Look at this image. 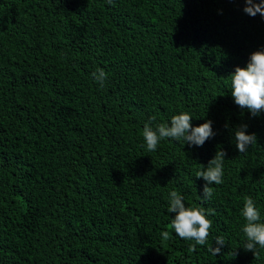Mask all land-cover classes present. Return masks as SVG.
<instances>
[{
    "label": "trees",
    "instance_id": "trees-1",
    "mask_svg": "<svg viewBox=\"0 0 264 264\" xmlns=\"http://www.w3.org/2000/svg\"><path fill=\"white\" fill-rule=\"evenodd\" d=\"M246 6L0 0V264H264V249H243L240 215L250 196L264 222V112L237 106L227 79L264 49V18ZM184 112L193 127L212 121L215 136L142 147L150 118L155 127ZM240 125L257 137L244 154ZM218 148L223 183L204 201L196 173ZM172 190L215 211L194 252L168 227ZM218 236L226 244L214 256Z\"/></svg>",
    "mask_w": 264,
    "mask_h": 264
},
{
    "label": "clouds",
    "instance_id": "clouds-1",
    "mask_svg": "<svg viewBox=\"0 0 264 264\" xmlns=\"http://www.w3.org/2000/svg\"><path fill=\"white\" fill-rule=\"evenodd\" d=\"M112 5L113 0H107ZM246 7L243 11L255 17L258 13L264 18V2L253 3V0H245ZM96 84L101 88L105 86L107 74L101 68H97L91 73ZM230 81V91L234 103L241 109H247L253 117L264 112V49L252 53L245 68L236 67L233 74L227 78ZM155 117L150 118L148 123L143 126L142 147L148 152L157 150L160 141L171 139L173 141H183L190 146H203V144L213 138L215 133L212 130V121H207L198 127L191 124L192 117L184 112L175 115L169 123L156 124L152 126ZM247 133V125H240L234 130V142L239 153L244 154L249 147L257 144V137ZM226 152L222 149L217 150L207 167L200 165V170L196 173L197 179H203L202 198L204 201H210L214 195L213 185L223 183L224 161ZM184 197L176 190L168 193V213H175L168 227L174 231L179 238L191 241L189 251H196V247L204 246L208 242L209 230L212 227V221L207 218L209 215H215L214 209H205L203 207H186ZM241 217L245 223L242 232L246 237L243 249L253 253L254 257L258 255L257 247L264 249V222L261 220V213L257 208L256 202L252 197H244L243 207L240 211ZM161 235L167 239L170 233L164 231ZM214 247H209L208 251L217 256L224 247L225 239L218 236L215 239Z\"/></svg>",
    "mask_w": 264,
    "mask_h": 264
}]
</instances>
